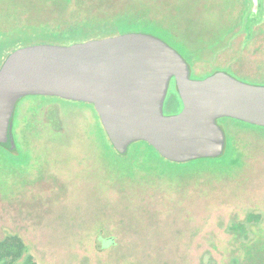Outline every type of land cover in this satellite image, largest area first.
Returning a JSON list of instances; mask_svg holds the SVG:
<instances>
[{
  "label": "rangeland",
  "instance_id": "rangeland-1",
  "mask_svg": "<svg viewBox=\"0 0 264 264\" xmlns=\"http://www.w3.org/2000/svg\"><path fill=\"white\" fill-rule=\"evenodd\" d=\"M86 21L114 23L113 37L164 41L192 79L222 72L264 87L260 0H0V32L27 46ZM180 110L163 105L165 116ZM95 113L51 97L16 104L17 153L0 149V239L18 235L38 264H264V252L253 251L264 245V131L226 121L235 164L227 157L120 176L113 166L122 159L106 148ZM248 214L259 221L247 223Z\"/></svg>",
  "mask_w": 264,
  "mask_h": 264
},
{
  "label": "water",
  "instance_id": "water-1",
  "mask_svg": "<svg viewBox=\"0 0 264 264\" xmlns=\"http://www.w3.org/2000/svg\"><path fill=\"white\" fill-rule=\"evenodd\" d=\"M171 79L182 108L165 116ZM28 96L90 104L118 154L145 142L176 164L222 156L225 133L219 119L264 128V87L222 72L191 80L174 49L141 33L70 46L37 44L8 55L0 66V145L9 151L15 147L14 108Z\"/></svg>",
  "mask_w": 264,
  "mask_h": 264
},
{
  "label": "trees",
  "instance_id": "trees-1",
  "mask_svg": "<svg viewBox=\"0 0 264 264\" xmlns=\"http://www.w3.org/2000/svg\"><path fill=\"white\" fill-rule=\"evenodd\" d=\"M255 14L256 13H254L253 10L250 12V14L246 13L247 23L252 21L251 19L253 18V16H255ZM86 22L87 24L83 23L79 25H70L67 27V29H65V31L59 30V31L48 33V42H38L34 45L50 44V45L70 46L72 44L83 43V42L90 41V40H98V39L113 37V36L107 35L106 33L116 27L114 23H103L101 25H95V24H90L89 21H86ZM27 45L28 44H24L21 42V38H17L16 36L12 37V35L10 34L0 32V66L2 65V63L7 58L8 55H10L12 52H14L15 50L19 48L26 47ZM36 97H40V96H36ZM169 106L172 107L173 109H176L178 107V105H169ZM180 106L181 105H179V107ZM90 107L93 108L92 105H90ZM13 118H14V111L12 114V120ZM226 121H231L236 124L257 128L261 131H264V128H261V127L248 125V124H245V123L233 120V119L222 118V119L217 120L216 123L221 129H223V131L228 130L224 127ZM98 122L100 125L101 134L104 139V144L106 145V148L108 149L109 152L114 154L115 157L122 159L120 164H116L115 166H113V168H115V172H117L120 176L131 175L132 171L137 167L145 169L149 166V167L155 168V170L156 169L158 170V168H162V170H164L166 166H174L176 168H179L187 164H190V165H194V167L205 168L204 164L206 162L208 163L209 162H220V161H224L227 157L230 158V162L232 164L236 163V160H235L236 158H232V156L233 155L235 156L236 154L235 152L237 150L234 147L232 136H230L229 132L227 131L225 134V149H224V153L222 154V156L218 158H214V159H199V160L191 161L187 164L186 163L176 164V163L168 162L164 160L163 158H161L156 153V151L145 142L133 143L128 147L125 154L123 155L118 154L113 149L112 145L110 144L102 128L100 121ZM11 135H12V139H13L14 146H15L14 149L12 151H9L8 149H5L1 145H0V149L3 152H5L8 156H15L17 153L16 152L17 147H16L15 139L13 137V126L11 128ZM227 139L230 141V147L228 146ZM227 147L231 149L230 153H229L230 149H228ZM172 174L173 173H171L170 176L174 177L176 175L179 176L183 173L179 172L175 174L174 172V176H172ZM259 219L260 217L258 215L248 214L245 218V221L247 223H251V222H258ZM232 229L242 234L246 238V230L243 224H234L232 225ZM262 246L263 247L258 248V250L254 249L253 251L255 253L258 252V254L260 255L261 252H264V245ZM247 257L248 258L252 257L250 252ZM260 260H263L262 262H264V257H262V255L257 258L258 262ZM0 264H38V263L35 261L33 256H31L27 252V248L23 240L16 234H9V235L4 236L2 239H0ZM233 264H238V263L237 261H233Z\"/></svg>",
  "mask_w": 264,
  "mask_h": 264
},
{
  "label": "flooded vegetation",
  "instance_id": "flooded-vegetation-1",
  "mask_svg": "<svg viewBox=\"0 0 264 264\" xmlns=\"http://www.w3.org/2000/svg\"><path fill=\"white\" fill-rule=\"evenodd\" d=\"M258 1V0H257ZM260 1H263L264 2V0H260ZM253 4H251V7H250V9H249V11L247 12L248 14H250V12L253 10L252 8H253V6H252ZM165 43V42H164ZM181 56V55H180ZM182 57V56H181ZM184 60V59H183ZM185 61V60H184ZM187 64V63H186ZM187 67H188V65H187ZM188 71H189V74H190V70H189V67H188ZM189 78L191 79V80H196V79H192L191 77H190V75H189ZM199 80H202V79H199ZM170 87H172L174 90H175V95L174 94H172V93H169V88ZM172 91V90H171ZM170 91V92H171ZM163 105H182V103H181V101H180V99H179V97H178V94H177V92H176V89H175V84H174V80L173 79H171L170 81H169V83H168V88H167V91H166V96H165V99H164V102H163ZM182 108V107H181ZM180 112V111H179Z\"/></svg>",
  "mask_w": 264,
  "mask_h": 264
}]
</instances>
